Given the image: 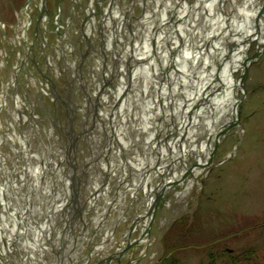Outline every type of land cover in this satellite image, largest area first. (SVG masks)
Returning a JSON list of instances; mask_svg holds the SVG:
<instances>
[{"label": "rangeland", "instance_id": "1", "mask_svg": "<svg viewBox=\"0 0 264 264\" xmlns=\"http://www.w3.org/2000/svg\"><path fill=\"white\" fill-rule=\"evenodd\" d=\"M43 1L46 5L44 12L46 14L44 18L41 16L43 20L36 32L35 28L44 7ZM95 1L0 0V102L4 104L0 108V138L6 139L9 136L13 144L11 145L8 141L0 144V165L7 177L9 176L10 180L17 185L14 191H19L22 195L26 193L28 184L19 179V176H22L19 170L21 161L18 159L19 154L14 146L20 148L18 138L25 136L28 138L31 150L41 153L42 146L47 145L45 132L48 130L44 129V131L42 127H39L38 130L35 128L37 132L35 133L27 121L21 123L20 114L16 111V100L21 97L25 103L21 91V88H24L23 92L30 104L34 106L36 113L40 115V124L43 127H46V121L41 110L48 109V106L52 104L48 96H44V99L39 97V88L36 83L40 77L37 68H33L29 60L33 58L38 64L40 62L38 67L41 72L46 56L51 58L48 66L56 65L62 68V58L66 57L60 58L62 37H66V31L70 28L68 33L74 32L75 36L80 39L76 33L87 16L88 20L83 28L88 31V35L89 33L94 34L92 39L96 40L98 24L102 20L101 7L104 10L108 0H100V6L97 7L94 6ZM147 1L118 0L122 13H126L127 8L130 7V13L135 19L134 23L130 24V29L135 30L134 32L138 30L137 23L146 11L144 3ZM187 1L191 5L194 4V0ZM263 1L258 0L255 7H260ZM149 6L151 9L154 7L151 2ZM27 7L28 13L25 11ZM47 8L50 12H47ZM223 11L229 14L230 5L228 3L223 4ZM125 17H127L126 14ZM255 40L258 42L261 40L259 46L255 42L245 43L247 44L245 47L247 56L259 52V58L249 65L248 75L243 84L245 96L240 105L238 120L242 123L240 132L234 131L231 136L227 134L226 139L221 137L211 165L203 169L198 177L195 176L189 180L187 178L182 184L167 189L162 208L151 219L149 239L144 246L140 243L131 246L125 254L127 256L121 259V264H129V261L130 264H134L131 261L134 259H136L135 264H160L162 258L167 259L168 257L175 258L173 264H264L257 258L249 263H236L231 259L235 254L247 248H261L260 250L264 248V48L261 47L263 36L257 33ZM82 44L80 42L81 46L78 49L84 50L85 45ZM121 45L122 40H119L118 53ZM77 46L78 41L75 42L74 47ZM44 48L45 55L41 50ZM70 49L74 50V48ZM227 49H231L233 53L236 46H227ZM122 54L123 52L120 56ZM68 57L70 56L67 55L64 61L67 62ZM75 62L76 59L73 60L74 64ZM15 72H17V80L13 82ZM205 74L206 71L202 75ZM51 76L52 80L58 81L54 72ZM234 76H239V73H234ZM192 80L195 79L192 78ZM57 84L60 86V83L57 82ZM192 87L188 84L185 90H192ZM241 96L239 93V98ZM171 99L175 100L177 97L174 96ZM38 105L41 108H38ZM180 117L181 113L178 112L176 118ZM226 117V110H218L209 118L217 119L215 125L219 127ZM189 129L192 130L193 127ZM206 133L202 127H196L194 133L187 132L185 143L188 145L192 138L196 139L198 136L200 141H205ZM171 138L172 136H168L167 141ZM97 140L99 141L98 135ZM137 151L140 152L141 149L137 148ZM142 155L141 152L140 156ZM185 160L194 164L197 160L196 154L188 153ZM174 164L178 168V163L174 162ZM4 179L5 176L1 174L0 183L3 184ZM20 183L21 186H18ZM32 198L31 201H34L35 207L42 202V198L35 194ZM19 205H22L21 200ZM36 215L37 225L31 223V228L42 225L45 220L42 215ZM124 232V226L115 229L114 248L110 250H114L121 244ZM32 236L27 233L25 236L16 237L15 240L12 239V244L17 245L19 249L25 239L31 242ZM137 237L133 235L132 240H136ZM95 240L103 239L99 237ZM83 246L85 247L83 254H87L93 247L91 244L89 246L83 244ZM205 246L209 247L205 248ZM170 250H172L171 254H167L166 252ZM142 252L144 256L141 255ZM20 255L24 257L20 251L18 254L12 251L10 255L0 256V264H21ZM42 260L45 264L56 262L50 254H44ZM22 263L27 264L25 258L22 259Z\"/></svg>", "mask_w": 264, "mask_h": 264}, {"label": "bare ground", "instance_id": "2", "mask_svg": "<svg viewBox=\"0 0 264 264\" xmlns=\"http://www.w3.org/2000/svg\"><path fill=\"white\" fill-rule=\"evenodd\" d=\"M150 2L154 5L152 9L149 6ZM225 2H228L232 7L231 16H227L226 14L223 15L220 11V8H222L223 3ZM237 2L238 0H194V4L191 5V3L187 0H148L144 4L146 6V11L139 20L140 29L144 32V40H139L137 38L135 39L136 33L134 34L130 32L129 35L132 38L131 40H133V42L130 48H126V50H128L129 52L127 54V57L131 59L132 64L135 59L138 60L137 62L139 64H142L144 62L146 63L139 66V68H141L140 78L142 83L141 90H143V95L146 94L148 85L153 79L151 78L153 74H151L150 70V66H153V64H155L152 59V55L154 54L153 49L155 48V50L158 51L162 48V46L167 45L168 48L165 49L160 56L162 57L159 61L160 65L162 67H166L171 64H177V67L179 69V76L172 77V74H170L169 78L173 80V83H171V88H164V86L161 87L162 91L160 96L166 97L167 95H170L173 97H177L182 92V94L184 95L183 101H190V103H187L188 110H190V108L192 107H195L196 105H206V108H203V117L219 109L227 110L230 112V116L231 114H233L234 116V105H236V99L233 96V90L236 89L237 81L233 79L230 68H232V66L234 68V66L238 65L240 61L244 59L245 46L239 47L235 56H228L229 60L224 61V54L226 50L225 46L230 45L232 40L234 41V39L231 37L233 35L240 36V38L237 39L236 42L241 43L240 40L242 39L245 42L251 41L253 39V36H255L254 18L257 14V9L255 8V3L257 2V0H242L240 4H237ZM25 11L26 13H28V7L25 9ZM126 15L128 17H125L122 11L114 10L111 12L109 20L107 18L104 20L101 17L102 22L100 23L98 32H101L103 34L107 50L112 49L113 40L119 43V40H122L124 31L126 29H130V24L134 23V19L131 13L127 12ZM68 30L66 31V35L70 39L73 38V40L70 41L71 46L74 47L75 42L78 41L77 47H80V39L75 36L74 32L71 33L70 31V33H68ZM204 31H207V33L204 34ZM213 38L219 40L222 39V48L218 47L217 42L210 41ZM86 40H88V38H86ZM207 41H209V43L211 44L212 51L210 50L208 53H206V55H204L203 45ZM194 42L203 43H200L198 45ZM151 43H154V46H151ZM69 48L70 46L64 43L62 45L61 53L67 54L69 56L74 55V57L76 58L78 49H76V51H71ZM180 48L181 50H179ZM112 50L114 52L115 48ZM213 56L214 59L212 61L211 59ZM155 57H157L156 54ZM123 61L124 57H120L119 63H121V65L120 67L116 66V75L118 77V80L121 82L118 86V88L120 87V89L116 94V100L118 103L116 114L109 112V105L106 104V101L107 99H109V97L102 98L106 94L104 93V80L107 74L105 69H102L103 64H101L100 61L94 60L91 63L90 71H88L89 75H87V83H89L90 85H87V83L85 82L86 92L88 93V101L95 102L96 98H98L96 109L98 112H101L96 116V120L101 126L103 139L107 141V144L103 145V149L109 151L108 156L111 160L108 161L104 157L106 151H104L103 153V149L101 148L102 143H100L99 146V149H101L102 151H98V143L96 140H94L92 134L89 133L90 125L88 124V122L85 124L84 136H82V138H76V140L72 142L73 145L79 146V140H82L84 141V144L86 143V146L89 150V161L91 165L89 164L88 170L89 172H91L94 179L90 188L91 193L88 197L89 200L87 202V205L92 207L91 204L94 194L103 196L105 201L103 208L95 213V219H98L97 230L99 231V233H102V239H107V241H105L106 243L110 242L108 249H105L104 253L101 256L103 258L102 264H107L108 260V264L112 262L115 263L116 261L127 256L125 254L128 252V250L123 251L122 244L114 250H110L111 248H114L113 246L115 241L114 234H112L111 229H113L115 226H118L119 219L122 215L121 213L123 212L122 208L124 201H122L123 190H121V188H127L128 193L133 198L134 195H136V191L138 188H146L147 184H149L152 180V176H150L149 174L141 175L143 172H145V170L153 166V162L151 160H142V162L135 164L133 161L128 160L127 158L123 159L121 157V151H124V148L128 147V143L124 142L122 138L119 137L121 127L118 125L119 121L117 118L124 112L123 108L125 105V101L122 100L121 95L123 85L126 82L125 76L123 74V71H125L122 66ZM215 61L222 62L220 71H216V65L214 64ZM71 64V61L68 62L67 60L66 62V60H63L62 67L64 68L66 73H71V84L73 90H75V81L78 74L74 71ZM197 66L201 68L207 67L209 71L206 72L205 82L199 84L195 89V92L193 93L191 90H185L188 84L190 85L191 83H193V81L186 79L187 77L185 75H187L186 73L188 72L189 77L191 75L192 69L197 68ZM156 70L157 69L154 68V72H156ZM202 72L204 73L203 70H199V72L197 73V78H203ZM108 78L111 79V76L108 75ZM93 79L100 81L102 84L97 85ZM36 84L39 88V97L41 99H44L42 93H50L49 87H42L39 84V81H37ZM153 86L155 87V85ZM51 89L54 90V86H52ZM20 99L17 98L16 100V111L20 114V118L22 119L21 123L27 121V123L31 128H33V130L35 128L38 129L39 127H42L43 129H46L48 131H51L53 129L52 128L50 130L47 122L46 127H43L40 124V115L36 113V111L34 110V106H32L30 103H23L22 99ZM155 100L156 99H154V101ZM150 101L151 100L139 101L140 123H142V128L145 131L148 130L147 126L150 125L148 121L150 119H153L155 114L157 113L155 112L157 111V105L153 104L154 101H152V103ZM66 102L69 106H67V110H69V114L71 116H75V114H77L80 110H82L83 115H85V104L84 102H82L79 96H74L68 101L66 100ZM0 105L2 107L4 106V104H1V102ZM70 108L73 110L71 111ZM43 111L45 113V110L42 109L41 112ZM197 114L198 113H196L195 116ZM176 120H178V118H176ZM177 124L179 130L178 135L180 137L182 136L181 134L185 130H187V117L185 116L182 117V119L180 118ZM191 124L195 125L193 126L194 128L192 129V132L195 131V127L199 124L200 126L202 125L205 129L210 128L209 137L211 140L217 130L213 129L214 122L211 123L208 119L206 120V117L201 118L199 115L198 119L193 118V121L190 122V125ZM111 129H113V131L116 132L118 136L117 140L115 139L114 142L110 139ZM54 135L55 132L51 131L50 138H52ZM1 139L3 140V143L5 141H8L12 145V141L9 136L6 139L1 137L0 141ZM147 140L153 141V134L151 132H149ZM109 141L113 145L115 143L113 154L111 153L112 149L110 148ZM18 142L20 144V148L15 147V150L18 152V159L21 161L19 170L20 175L22 176H19V179L28 183L26 193L28 195H32V193L39 190V188L44 187L43 189H46L45 191H48L47 188H51L52 186L59 187L60 185L61 187H63L64 192L63 194H59L56 196L59 197L60 200L62 199V203L64 205L65 201H63V199L68 197V192L65 189V184H62L61 182V184L59 183L60 177L57 175V171L55 170L54 166V164L59 160L60 155H62V158L63 154L58 150H55L53 147L51 148V145H49V148L43 150L41 153L32 151L29 146L28 138L25 136H20V138H18ZM150 144L154 145L153 142H150ZM170 148H172V150L175 152V155H172L173 157L167 154L166 150L160 151V159L162 160L160 163H162L163 161L165 162L163 164H160L159 172L166 166L168 167L167 164L172 163L177 158H180V161H183L184 155L187 152L196 151L199 154L204 151L205 155H207L211 150L210 146H207L205 148L204 143H200L198 146H196L193 139L189 146L182 144L179 151L177 150V147L172 144L170 145ZM67 149L68 146L65 145V151H67ZM69 150L71 151V148H69L68 151ZM95 159H98V161H95ZM100 161L101 163H99ZM183 165L184 167L187 166L185 163H183ZM185 169L182 168L178 172L174 173L171 178H166L165 180H163V182L165 181L164 183H166V185H169L172 181L178 180ZM125 170H132L130 176L125 175ZM133 171L137 172L138 175H135ZM111 173H114L117 177H119L118 181H116L115 183H113L110 178ZM102 176H108L109 178L107 177L108 180L106 182H102ZM57 181L58 184H56ZM52 182L53 184L51 185ZM3 191L4 186L0 185V209H6L7 207L5 200L1 198ZM27 200L29 201L30 198H27ZM152 201L153 199L151 198L148 203L140 205V208H136L135 214L129 215V218H135V220H133L135 222L127 223V230L122 238L123 244L132 242L133 235L141 236V234L146 230L147 225H136V222H141L143 224L147 223L148 213L152 210ZM86 208L87 207L85 206L83 208L84 211L81 216L82 224L86 223L84 213ZM58 210L59 207L58 209H56V211ZM111 214H114L115 217L110 220ZM10 216L14 218L13 214H10ZM138 216L141 217L140 220L138 219ZM1 217L3 218V216L0 214V218ZM47 229L48 227L46 225L39 227L38 231L34 233V239L32 240V242L26 241L27 250H25L24 258L27 264H37V262H39V264H45V262L42 260V255L45 250L44 248H42L41 239L43 236H45L44 233ZM58 242H64V246L62 248L63 253L65 254L67 247L70 246V238H62L61 241ZM58 242L54 243L53 245L55 249V251L53 250L54 252H61L62 250V248L59 247ZM143 242L144 240L142 238V241H140V243ZM28 243L30 245H28ZM73 245L76 248H73L72 253L69 255L71 260L69 264H78L79 259L83 258L84 254H80V252L78 251V247L80 246L79 244L74 243ZM109 250L111 252H109ZM109 253H112V255L109 256ZM100 263L101 261L100 259H98L96 261V264Z\"/></svg>", "mask_w": 264, "mask_h": 264}, {"label": "flooded vegetation", "instance_id": "3", "mask_svg": "<svg viewBox=\"0 0 264 264\" xmlns=\"http://www.w3.org/2000/svg\"><path fill=\"white\" fill-rule=\"evenodd\" d=\"M66 37L68 36L66 35ZM66 40L70 42L71 40H73V38H66ZM70 76L71 73L68 74L66 73V71L61 74L60 86L53 90L54 99L52 100V104L48 106V109H45V113L44 111L41 112V114L44 115V120H46L50 130L53 128L51 131L55 132V135L52 138H50L51 131L45 132L47 145L45 147L42 146V151L44 148L47 149L49 148V145H51V148L53 147L55 150H58L60 153H62V160L65 159L63 164L65 167V173L68 172V165L65 164L67 162L66 156L67 154H70V160L73 162L74 168L77 169V173L81 174L82 180L87 182V176L89 177V174L91 173L88 170V166L90 164L88 147L86 146V143L84 144V141L82 140H79V146H75L72 143L76 140V138H82V136H84L85 124L87 123V108L85 107L86 105H84L85 115H83L82 110H80L81 112L79 111L77 114H75V116H71L69 114V110H67L68 104L66 102V100L68 101L74 96H79L82 102H84L85 104L84 95L86 94L82 86H80L79 83L76 82L75 90H73L71 84L72 80ZM38 108H41V106L38 105ZM70 110L72 111L73 109L70 108ZM32 131L37 133L36 129L33 130L32 128ZM65 145L68 146V149L71 148V151H68V149L67 151H65Z\"/></svg>", "mask_w": 264, "mask_h": 264}, {"label": "trees", "instance_id": "4", "mask_svg": "<svg viewBox=\"0 0 264 264\" xmlns=\"http://www.w3.org/2000/svg\"><path fill=\"white\" fill-rule=\"evenodd\" d=\"M198 246H200V245H198ZM207 247H209V246H205V248H207ZM260 249L247 248V249L235 254V256L232 257L231 259H233V262H236V263H238V262L249 263V262H254V260L257 258L258 260H260V262L264 263V248L262 250H260ZM171 252H172V250L167 251L166 253L171 254ZM162 259L163 260H161L160 264H173L174 263L173 259H175V258H172V257L169 258L168 257L167 259H165V258H162Z\"/></svg>", "mask_w": 264, "mask_h": 264}, {"label": "water", "instance_id": "5", "mask_svg": "<svg viewBox=\"0 0 264 264\" xmlns=\"http://www.w3.org/2000/svg\"><path fill=\"white\" fill-rule=\"evenodd\" d=\"M261 14H263V18H264V6H263V9L261 10ZM245 66V65H244ZM246 69V68H245ZM243 78H245V76H243ZM160 195H158L157 196V198H156V200H155V202H154V208L156 209V207H157V204H158V202H159V200H160ZM128 248H125L123 251H126ZM117 259V258H116ZM115 259V260H116ZM109 261V260H108ZM108 261H107V263H108Z\"/></svg>", "mask_w": 264, "mask_h": 264}]
</instances>
